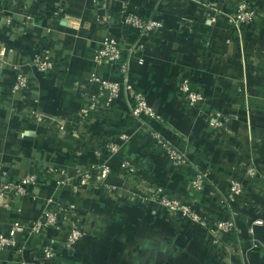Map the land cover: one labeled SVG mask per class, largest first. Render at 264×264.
<instances>
[{
    "label": "crops",
    "instance_id": "1",
    "mask_svg": "<svg viewBox=\"0 0 264 264\" xmlns=\"http://www.w3.org/2000/svg\"><path fill=\"white\" fill-rule=\"evenodd\" d=\"M235 1L0 0V50L6 48L0 55V170L13 180L56 168L45 173L43 183L31 185L29 195L12 199L9 207L0 205V234H11L16 222L40 218L51 200L50 208H63L89 232L71 247L58 248L60 264H264V224H253L264 219V14L254 27L237 25ZM248 1L264 12V0ZM126 8L164 22L146 40L143 62L139 53L130 60L132 79L162 115L147 125L131 115L124 94L112 108L103 102L84 112L98 90L87 84L94 71L120 78L115 66L95 63L96 47L105 37L136 43V34L120 23ZM40 48L51 49L57 59L48 76L30 62ZM19 68L32 77L33 87L12 97ZM185 78L204 93L198 107L186 106L178 94ZM215 110L227 113L228 132L207 125ZM150 129L210 169V186L193 191L195 167H173ZM124 132L130 136L121 142ZM108 139L119 141V150L103 149L98 156L96 149ZM125 158L139 168V177L122 175ZM103 161L111 167L106 183L82 184L77 170ZM245 165L256 167L261 180L226 204L228 177L246 180ZM60 177L68 181L58 183ZM159 186L208 216L237 218L226 248L210 242L202 223L170 217L163 207L130 197ZM15 235L16 246L0 247V264L32 263L41 245L57 237L54 229Z\"/></svg>",
    "mask_w": 264,
    "mask_h": 264
},
{
    "label": "built area",
    "instance_id": "2",
    "mask_svg": "<svg viewBox=\"0 0 264 264\" xmlns=\"http://www.w3.org/2000/svg\"><path fill=\"white\" fill-rule=\"evenodd\" d=\"M15 3L17 0H4ZM264 12L259 10L255 4L248 0H236L232 20L237 25H245L254 27L259 17ZM120 23L124 31H132L136 34V43L127 42L120 43L115 37H105L104 40L95 49V63L110 64L115 66L119 71L120 78L117 80L103 77L98 71H94L88 79L87 84H95L97 87L96 94L90 98L89 104L85 107V114H89L103 104L108 108H112L115 101L121 94L126 95L131 102V115L143 125L149 124L150 120H161L162 115L154 109L149 102L147 93L138 88L137 83L131 77L130 60L133 54L139 53V61L143 62V53L146 40L151 35L161 31L164 22L160 18L146 17L141 14L131 12L127 8L120 14ZM144 41V43H140ZM6 53V48L2 47L0 55ZM30 62L36 67L37 71L44 76L50 75L57 68V59L51 49H37L30 57ZM33 87L32 77L25 73L22 68L17 70L15 80L12 83L10 94L12 97L17 96L25 91H29ZM2 89L0 88V97H2ZM178 94L183 103L189 107H198L204 101V93L201 87L189 78H185L178 85ZM227 113L222 110L211 111L208 114L206 123L216 133L228 132L226 128ZM150 136L161 145L168 155L170 164L176 168H184L193 165L196 169L190 180V187L195 192H201L210 186L211 170L195 164L189 156L181 150L173 141L163 138L161 134L153 129L149 130ZM129 133H122L119 138L124 142L129 138ZM121 144L119 141L108 139L102 147L96 149L98 156L103 149L109 153H116ZM120 171L128 180L139 177L140 170L135 163L125 158L120 163ZM56 168L50 167L45 172L32 171L27 172L16 179H8V171L3 168L0 170V205L10 206V201L18 197L30 194L29 187L37 183H43L44 175L55 173ZM244 173L246 180L235 175L228 177V189L224 193V202L230 204L235 202L238 195L245 194L251 190L253 183L261 180V173L253 165H245ZM111 167L106 162H97L91 164L88 168H79L77 174L80 176L82 184H89L96 181L106 183V177L110 174ZM58 183H65L68 177H60ZM107 186V185H105ZM130 197L138 199L141 203H153L159 207H163L170 217L187 218L196 222H200L207 229L209 240L219 249L226 248V240L228 236L238 229L237 218L234 217H211L207 213L199 211L190 201L173 196L167 192L163 186L146 188V192L142 194L131 193ZM51 200L47 201L43 207L40 218L30 223L16 222L13 226L11 234H0V247L6 245H17L16 233L23 232L28 229L29 233L34 232L47 233L48 229H54L57 237H52L45 241L39 250V257L32 263L25 264H60L58 248L60 246L71 247L81 238L87 236L89 232L85 226L77 221H72L67 213L61 207L50 208ZM253 224H264V219H256ZM252 231V227L250 228Z\"/></svg>",
    "mask_w": 264,
    "mask_h": 264
},
{
    "label": "trees",
    "instance_id": "3",
    "mask_svg": "<svg viewBox=\"0 0 264 264\" xmlns=\"http://www.w3.org/2000/svg\"><path fill=\"white\" fill-rule=\"evenodd\" d=\"M130 32V31H129ZM133 33V32H132ZM45 48H40V50H44ZM30 190V189H29Z\"/></svg>",
    "mask_w": 264,
    "mask_h": 264
}]
</instances>
